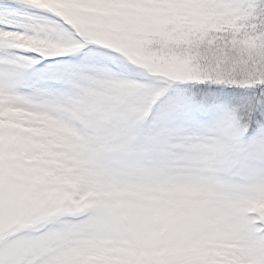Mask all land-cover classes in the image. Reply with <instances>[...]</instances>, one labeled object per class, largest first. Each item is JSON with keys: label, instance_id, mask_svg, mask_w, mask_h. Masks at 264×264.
Masks as SVG:
<instances>
[{"label": "snow or ice", "instance_id": "1", "mask_svg": "<svg viewBox=\"0 0 264 264\" xmlns=\"http://www.w3.org/2000/svg\"><path fill=\"white\" fill-rule=\"evenodd\" d=\"M0 264H264V0H0Z\"/></svg>", "mask_w": 264, "mask_h": 264}]
</instances>
